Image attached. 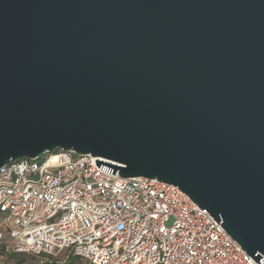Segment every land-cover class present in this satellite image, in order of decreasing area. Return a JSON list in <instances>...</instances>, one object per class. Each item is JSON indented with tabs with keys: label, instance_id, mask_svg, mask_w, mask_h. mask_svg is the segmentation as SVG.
Instances as JSON below:
<instances>
[{
	"label": "water",
	"instance_id": "1",
	"mask_svg": "<svg viewBox=\"0 0 264 264\" xmlns=\"http://www.w3.org/2000/svg\"><path fill=\"white\" fill-rule=\"evenodd\" d=\"M55 150L177 187L264 264V0H0V168Z\"/></svg>",
	"mask_w": 264,
	"mask_h": 264
},
{
	"label": "built area",
	"instance_id": "2",
	"mask_svg": "<svg viewBox=\"0 0 264 264\" xmlns=\"http://www.w3.org/2000/svg\"><path fill=\"white\" fill-rule=\"evenodd\" d=\"M96 159L55 150L0 168V238L13 252L40 264L61 251L90 264H256L177 187Z\"/></svg>",
	"mask_w": 264,
	"mask_h": 264
},
{
	"label": "rangeland",
	"instance_id": "3",
	"mask_svg": "<svg viewBox=\"0 0 264 264\" xmlns=\"http://www.w3.org/2000/svg\"><path fill=\"white\" fill-rule=\"evenodd\" d=\"M12 244L9 236L2 233L0 238V264H40L41 260L47 258L45 255L36 256L30 253H16L12 250ZM54 263L63 264L68 260L66 252H59L54 256L49 257ZM73 264H89L86 260L78 258Z\"/></svg>",
	"mask_w": 264,
	"mask_h": 264
},
{
	"label": "trees",
	"instance_id": "4",
	"mask_svg": "<svg viewBox=\"0 0 264 264\" xmlns=\"http://www.w3.org/2000/svg\"><path fill=\"white\" fill-rule=\"evenodd\" d=\"M79 257H76V256H68V260L64 261L63 264H73L74 260L75 259H78ZM43 264H58V263H54L52 260L51 261H45L43 262ZM90 264V263H89Z\"/></svg>",
	"mask_w": 264,
	"mask_h": 264
}]
</instances>
